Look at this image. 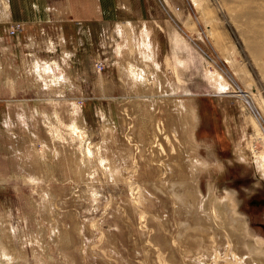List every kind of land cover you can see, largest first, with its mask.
I'll return each instance as SVG.
<instances>
[{
	"label": "rangeland",
	"instance_id": "374dc122",
	"mask_svg": "<svg viewBox=\"0 0 264 264\" xmlns=\"http://www.w3.org/2000/svg\"><path fill=\"white\" fill-rule=\"evenodd\" d=\"M200 2L170 0L167 9L151 1L154 19L169 21L186 44L174 45L187 64L178 74L162 38L164 86L151 68L153 40L143 41L153 45L151 64H140L132 41L128 56L118 51L109 15L67 27L66 42L0 40V264H233L214 243L194 258L191 233L178 236L177 199L152 185L167 180L191 181L200 210L210 196L230 194L247 228L243 248L264 251V0ZM36 59L42 65L29 71ZM140 66L150 72L146 85L131 75ZM210 73L226 89H214ZM178 83L186 92H175ZM185 111L193 117L186 129ZM156 127L161 148L151 144Z\"/></svg>",
	"mask_w": 264,
	"mask_h": 264
},
{
	"label": "crops",
	"instance_id": "0c3cea01",
	"mask_svg": "<svg viewBox=\"0 0 264 264\" xmlns=\"http://www.w3.org/2000/svg\"><path fill=\"white\" fill-rule=\"evenodd\" d=\"M151 1L152 0H0V40L5 37H15L16 39H37L41 37H52L55 35H58V40H65V29L67 27L75 25L76 22L87 23L96 20L102 21L109 15L108 17H112L110 19H112L111 23L114 37L120 39L119 42L116 43V47L117 45H122V50L124 49V51H127L128 55L129 42L132 41L138 54L140 51L148 54L151 46L144 47L140 46L139 43L142 40H153L154 46L150 43L155 49L154 51L151 49L155 55V61L153 64L157 61L160 65L158 70L159 73L167 78L168 73L166 74V72L163 71L164 63L161 59L163 63L162 66L156 55L159 47L162 46V38L169 39L168 44L170 49L168 50V56L175 64L174 69L178 74L186 70L187 64L186 61L180 60L181 56H179V54L183 49L174 52V45H182L185 48L186 44L181 42L179 34L169 27V21L166 19L161 21L154 19L157 12H153L154 9L152 10L150 7L152 5ZM162 1L167 9H172L170 0ZM174 12L178 17L182 14V12L177 10H174ZM15 24L20 25V28L13 35L9 36V30ZM72 29L74 31V28ZM79 31L84 33V26H81ZM86 35L91 37L89 33ZM10 49L11 48L7 46L4 48V51L11 52ZM135 57L134 60L138 61L140 64H151L149 61L141 62L138 57L136 59ZM42 62L43 61L39 62L36 59V61L32 63V66H29V71H32L31 69H33L34 65L37 63L42 65ZM152 67L151 64V68ZM143 68L146 70H144L145 73L148 74H146V79L148 80L150 78V72L145 67ZM118 70L120 71V74L127 79L126 73H124V70L126 71V69L118 68ZM130 70L133 71L134 69ZM209 78L213 80L212 86L214 89H218L219 87L226 89L223 82L219 81L221 79H216L211 73ZM216 80L220 83H215ZM127 82L130 86L131 80H128ZM180 84H174L175 92L177 94H179L178 89L186 92V89L179 86Z\"/></svg>",
	"mask_w": 264,
	"mask_h": 264
},
{
	"label": "bare ground",
	"instance_id": "6f19581e",
	"mask_svg": "<svg viewBox=\"0 0 264 264\" xmlns=\"http://www.w3.org/2000/svg\"><path fill=\"white\" fill-rule=\"evenodd\" d=\"M192 3L194 4L195 7H199L200 5V1L201 0H191ZM126 28V27H125ZM148 32V31H147ZM209 33L211 34V30H209ZM124 36V35H123ZM122 36V37H123ZM212 36V34H211ZM138 38V37H137ZM149 40V39H148ZM144 40H142L139 45L140 46H145V43L143 42ZM149 44V41H147ZM146 42V43H147ZM152 46V45H151ZM137 47V46H136ZM117 49L118 51L122 50V45H117ZM263 54V53H262ZM121 56V55H120ZM126 56H128L126 54ZM135 56V55H134ZM139 60H143L144 62L149 61L151 57L147 54L144 53L142 51L139 52V54L137 55ZM128 58V57H127ZM130 58V57H129ZM155 60V58H154ZM157 63V62H156ZM156 63H152L153 65V70L155 69V76L158 79V81H160L162 84H160V86H164L165 82L163 80V78L161 77V74L159 73V71L157 72L158 65H156ZM148 66V65H147ZM37 68V67H36ZM131 68V67H130ZM141 72L138 75L135 74H131L132 76H135L134 80L138 83V84H145V80L146 79V74L145 73V69L143 67H140ZM44 69V68H43ZM139 69V68H138ZM150 69V68H149ZM159 69V68H158ZM38 70V69H37ZM136 69H134L133 71H135ZM145 70V71H144ZM39 71V70H38ZM46 71H51L53 73V70L50 66L46 67ZM59 71V70H58ZM131 71V70H128ZM138 72V71H137ZM140 72V71H139ZM134 73V72H133ZM42 74V72H41ZM56 74V73H55ZM53 75V74H52ZM148 75V74H147ZM44 77V76H43ZM58 77V76H57ZM133 80V81H134ZM148 81V80H147ZM57 85V84H55ZM137 85V84H136ZM135 85V86H136ZM146 85V84H145ZM133 86V85H132ZM140 86V85H139ZM159 86V87H160ZM141 88V87H140ZM162 88V87H161ZM162 90V89H161ZM154 92V91H153ZM253 96V95H252ZM139 97V96H138ZM245 97V96H244ZM150 105V104H148ZM179 106V105H178ZM181 106V105H180ZM179 106V108H180ZM171 107V106H170ZM176 107V106H175ZM178 108V107H177ZM178 108V109H179ZM156 110V108H155ZM164 110V109H163ZM177 110V109H176ZM183 110V109H182ZM185 110V109H184ZM169 111V110H167ZM166 111V112H167ZM179 111V110H178ZM156 112V111H154ZM187 111L184 112V119L182 120V125H184V129H186V127L189 125L190 123V118H193L192 116L188 115L187 116ZM162 113V112H161ZM170 113V112H169ZM180 113V111H179ZM182 113V112H181ZM180 113V114H181ZM155 114V113H154ZM171 114V113H170ZM163 115V114H162ZM174 115V114H173ZM179 115V114H178ZM183 115V113H182ZM181 115V116H182ZM169 116V114H168ZM175 116V115H174ZM156 114L153 115V118L151 117L150 119H152V121L154 122L156 119ZM161 117V116H160ZM170 117V116H169ZM178 117V116H177ZM180 117V116H179ZM171 118V117H170ZM183 118V116H182ZM181 118V119H182ZM180 119V118H179ZM180 119V120H181ZM174 121V120H173ZM179 121V120H178ZM175 122V121H174ZM157 123V122H156ZM165 123V122H164ZM167 127L168 125L171 127V125H174V123H172V120H168L167 122ZM179 123V122H178ZM177 123V125H179ZM75 120H69L67 126L68 127H75ZM161 124V123H160ZM140 125V124H139ZM157 126V125H156ZM166 127V128H167ZM183 128V126H180ZM155 128V127H154ZM257 128V127H256ZM182 130L183 134L185 132V130ZM163 130V129H162ZM260 130V129H259ZM140 131V130H139ZM181 131V130H180ZM152 132H156L155 134V138L152 140L151 144L153 145V143H155V146L160 147L163 146L161 144V142H159V136L158 133L160 132L159 128L156 127V130H153ZM168 132V131H167ZM77 133V131H76ZM135 134V133H134ZM169 134V133H168ZM258 136L260 135V138L262 140H264V136L263 133L258 132L257 133ZM154 135V134H153ZM182 135V134H181ZM74 137V136H73ZM162 137V136H160ZM76 138V137H75ZM82 138V137H81ZM179 138V137H176ZM156 139V140H155ZM143 140V139H142ZM169 140V139H168ZM174 141H177L178 139L173 138ZM182 140V139H181ZM161 141V140H160ZM170 141H172L170 139ZM179 142H182L179 140ZM147 143L148 140H147ZM164 143V142H163ZM166 143V142H165ZM151 144H148L149 146ZM181 144V143H180ZM151 145V146H152ZM146 147V146H145ZM166 149V145L164 146ZM175 147V146H174ZM181 147V146H180ZM177 148V147H176ZM184 148V147H183ZM155 149V148H153ZM157 151V150H156ZM171 151V150H170ZM156 154V153H155ZM154 154V155H155ZM159 155V154H158ZM173 156V155H172ZM177 157V156H176ZM168 158V157H167ZM155 159V158H154ZM153 159V160H154ZM150 161V160H148ZM161 161V160H160ZM259 161V160H258ZM156 162V161H155ZM154 162V163H155ZM166 162V161H165ZM177 162V161H176ZM169 163V162H168ZM180 162H178L177 164H179ZM259 163L262 162L260 161ZM258 163V165H260ZM164 164V163H162ZM177 164L175 166H177ZM181 163L180 166L178 167L180 170V173H178V175H180L179 177H183L182 180H184V178H187L186 180H189L188 178L190 176H185L184 174H182L184 172V165L182 166L183 169L181 168ZM190 167V165H188ZM155 167V166H154ZM158 167V166H157ZM188 167V168H189ZM192 167V165H191ZM190 167V168H191ZM153 168V166H152ZM161 167H159L160 169ZM181 168V169H180ZM263 168V167H262ZM261 168V169H262ZM154 169V168H153ZM194 168H192L191 170L186 169L188 171H191L190 174L192 173L193 175V170ZM161 172V171H160ZM188 174V173H187ZM161 175V174H160ZM163 175V174H162ZM175 175V174H174ZM184 175V176H182ZM167 176V175H166ZM173 177V176H171ZM166 179V178H165ZM174 179V178H173ZM180 180V181H182ZM168 183L167 185L165 184V182L163 184H152L153 187L155 188V190L160 191L161 193L164 192L167 196L171 195L172 197H174V199H177V208H179V210L181 211L180 213H183L185 216V220L182 221L180 224H178L180 226L179 228V234L178 236H183V234L191 233V240L192 242L195 243L194 247L192 248V250L189 247V252L190 250L192 251V254L195 256H193L194 258H197L199 260V258L201 257L202 260L205 259V254H207L206 252H204L202 250V248L206 247V245H210L211 243H214V248L215 250H224L226 247V250L230 253V255L232 256V258H234L233 260V264H264V251L261 249H245L243 248V245H245V243L242 240V237L244 235L245 237V230L247 229L245 226V229L242 225V222H240V220L237 218V213H236V209H235V202L232 198V196L230 194H225L224 197L222 198H216L215 196H210V199L208 201L205 202L204 207L202 208V210L199 209V202H200V194L198 193V190L196 189L195 185L192 184L191 181L189 182H172L169 180H167ZM152 187V188H153ZM162 198V197H161ZM173 199V198H172ZM164 200V199H163ZM167 201V200H166ZM169 202V200H168ZM178 210V209H177ZM200 214V215H199ZM211 226L212 228L209 230L207 229L208 226ZM242 236V237H241ZM158 237V236H157ZM184 237V236H183ZM178 240V239H177ZM182 240V239H181ZM210 241V242H209ZM184 242V240H183ZM185 243V242H184ZM164 245V244H163ZM181 245V244H180ZM170 246V245H169ZM192 246V245H190ZM223 246V248H222ZM210 247V246H209ZM207 247V248H209ZM252 247V246H251ZM206 249V248H205ZM171 250V249H170ZM211 250V249H210ZM211 251V253L213 254V252L215 251ZM246 250V251H245ZM186 251V250H185ZM210 252V251H209ZM191 253V252H190ZM210 254V253H209ZM217 254V253H216ZM218 255V254H217ZM230 256V257H231ZM190 257V256H189ZM211 258V257H210ZM208 257V259L211 261ZM174 259V258H173ZM207 261V260H205ZM209 261V262H210ZM202 262V261H199ZM173 263V262H172ZM218 264L221 263V261L217 262ZM216 263V264H217ZM202 264H204L202 262Z\"/></svg>",
	"mask_w": 264,
	"mask_h": 264
},
{
	"label": "built area",
	"instance_id": "2783aa9c",
	"mask_svg": "<svg viewBox=\"0 0 264 264\" xmlns=\"http://www.w3.org/2000/svg\"><path fill=\"white\" fill-rule=\"evenodd\" d=\"M18 28L17 25L13 26L11 29H10V34H13L15 32V29Z\"/></svg>",
	"mask_w": 264,
	"mask_h": 264
}]
</instances>
